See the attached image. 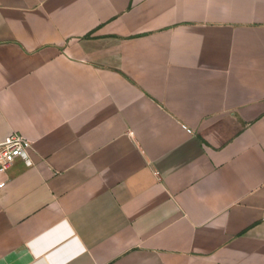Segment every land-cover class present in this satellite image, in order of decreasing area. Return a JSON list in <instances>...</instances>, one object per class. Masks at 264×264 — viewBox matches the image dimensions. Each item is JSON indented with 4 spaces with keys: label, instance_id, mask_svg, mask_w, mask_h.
<instances>
[{
    "label": "crops",
    "instance_id": "crops-1",
    "mask_svg": "<svg viewBox=\"0 0 264 264\" xmlns=\"http://www.w3.org/2000/svg\"><path fill=\"white\" fill-rule=\"evenodd\" d=\"M0 264H264V0H0Z\"/></svg>",
    "mask_w": 264,
    "mask_h": 264
},
{
    "label": "built area",
    "instance_id": "built-area-1",
    "mask_svg": "<svg viewBox=\"0 0 264 264\" xmlns=\"http://www.w3.org/2000/svg\"><path fill=\"white\" fill-rule=\"evenodd\" d=\"M32 142L18 132H13L0 142V172L7 171L17 158L24 157ZM4 182L0 183V187Z\"/></svg>",
    "mask_w": 264,
    "mask_h": 264
}]
</instances>
